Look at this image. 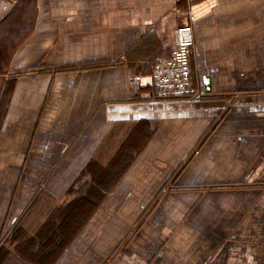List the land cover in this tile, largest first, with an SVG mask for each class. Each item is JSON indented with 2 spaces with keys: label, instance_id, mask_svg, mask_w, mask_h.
<instances>
[{
  "label": "crops",
  "instance_id": "1",
  "mask_svg": "<svg viewBox=\"0 0 264 264\" xmlns=\"http://www.w3.org/2000/svg\"><path fill=\"white\" fill-rule=\"evenodd\" d=\"M23 11L0 78V245L60 225L144 125L57 256L19 263L264 264V0H0V49ZM190 14L201 97L159 99L152 67Z\"/></svg>",
  "mask_w": 264,
  "mask_h": 264
},
{
  "label": "trees",
  "instance_id": "2",
  "mask_svg": "<svg viewBox=\"0 0 264 264\" xmlns=\"http://www.w3.org/2000/svg\"><path fill=\"white\" fill-rule=\"evenodd\" d=\"M28 17L27 12H22L21 16L17 18L15 24L10 29H7V37L6 40H2L1 49H0V78L2 79V74L6 72L8 68L12 55L15 49L20 45L22 39L28 35L31 31L27 29L23 34H19L23 28L21 24V19L24 17ZM24 17V18H25ZM26 19V18H25ZM35 20V19H34ZM18 26L16 27V25ZM14 36V37H13ZM17 37L15 43L12 41V38ZM1 91V86H0ZM0 125H1V115L2 110H4V102L7 99L6 94H3L0 97ZM144 125H140L138 129H134L130 132V136L122 147L120 148L116 157H114L113 161L110 162L109 166L106 168H100L97 165L93 167L90 166V171L86 172L87 174H91L92 178L98 181L100 184L99 187L96 185H92L86 194H84L83 198L79 201L74 202L70 205L66 210L62 213V222L60 225H56L54 223L49 224L42 230H37L34 234H28L25 232L23 228L16 229V233L19 231V236H17L15 251L8 252L4 250V248L0 247V264H20L19 261L21 258L30 259L36 262L41 261V259L55 258L58 254V249L61 245H66L69 239L72 236V231L75 227L80 223L83 215H85L90 206L89 203L80 215L77 214L79 209L88 201L89 199H93L99 195H103L104 190L107 189L110 185L109 182L118 179L126 170L128 166L131 165L135 157L138 153V143L141 140L139 136L144 132ZM109 183V184H108ZM78 216V217H77ZM80 217V218H79ZM79 219V220H78ZM50 233V234H49ZM50 235V242L47 235ZM54 240L51 243V240ZM43 239V242H42ZM48 239V240H47ZM45 242V243H44ZM44 244V248H40V246ZM55 250V251H54ZM60 251V250H59ZM15 256V257H13ZM13 257V258H12ZM19 260H16V258Z\"/></svg>",
  "mask_w": 264,
  "mask_h": 264
},
{
  "label": "built area",
  "instance_id": "3",
  "mask_svg": "<svg viewBox=\"0 0 264 264\" xmlns=\"http://www.w3.org/2000/svg\"><path fill=\"white\" fill-rule=\"evenodd\" d=\"M196 16L190 14L189 22L176 30V44L170 56L152 67V86L155 96L162 100H191L200 98V84L193 78L192 50L195 46L194 22ZM141 75L134 74L129 82H139Z\"/></svg>",
  "mask_w": 264,
  "mask_h": 264
},
{
  "label": "rangeland",
  "instance_id": "4",
  "mask_svg": "<svg viewBox=\"0 0 264 264\" xmlns=\"http://www.w3.org/2000/svg\"><path fill=\"white\" fill-rule=\"evenodd\" d=\"M34 224V223H33ZM33 228H35V227H33ZM13 232V231H12ZM14 234V235H13ZM50 234V233H49ZM47 235V237H48V239H49V242H50V238L51 237H49L50 235ZM12 235H13V237H12ZM20 234H19V231L16 233V235H15V231L13 232V233H11L10 235H7V237L5 238V235L2 237V240H1V245L0 246H2V248H4V250L5 251H7L8 252V247H10V242L11 241H13L17 236H19ZM47 239V240H48ZM56 238H54L53 240H51V243H53L54 242V240H55ZM42 242H43V239H42ZM45 243V242H44ZM11 245H12V247H13V245L14 244H12L11 243ZM44 244H42V248H44V246H43ZM15 246V245H14ZM13 257H15V256H13ZM12 257V258H13ZM16 260H19V258L17 257L16 258Z\"/></svg>",
  "mask_w": 264,
  "mask_h": 264
}]
</instances>
